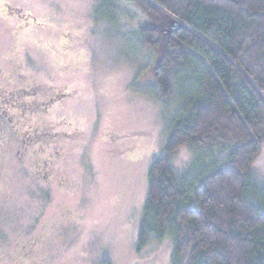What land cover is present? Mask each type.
Here are the masks:
<instances>
[{"label": "rangeland", "instance_id": "374dc122", "mask_svg": "<svg viewBox=\"0 0 264 264\" xmlns=\"http://www.w3.org/2000/svg\"><path fill=\"white\" fill-rule=\"evenodd\" d=\"M144 24L127 0H0V90L36 91L41 106L12 113L13 123L0 117L6 264L186 263L174 258L171 230L137 249L149 172L177 109L153 93L160 53L135 35ZM30 126L41 137L21 161ZM224 155L185 146L173 167L193 180ZM254 171L264 185V149Z\"/></svg>", "mask_w": 264, "mask_h": 264}, {"label": "trees", "instance_id": "16d2710c", "mask_svg": "<svg viewBox=\"0 0 264 264\" xmlns=\"http://www.w3.org/2000/svg\"><path fill=\"white\" fill-rule=\"evenodd\" d=\"M127 1L145 21L140 44L160 53L153 93L177 107L149 172L138 251L171 230L178 262L264 264L254 171L264 149V0ZM185 146L225 155L192 180L173 167Z\"/></svg>", "mask_w": 264, "mask_h": 264}, {"label": "flooded vegetation", "instance_id": "af4514ba", "mask_svg": "<svg viewBox=\"0 0 264 264\" xmlns=\"http://www.w3.org/2000/svg\"><path fill=\"white\" fill-rule=\"evenodd\" d=\"M9 8V5H7ZM36 95V91L33 93L24 92L22 90H9V89H2L0 90V117L1 119L7 118L10 123H13L12 120V113L20 112L21 114H34L36 111L39 112L41 110V106H37L33 103L34 96ZM33 97V98H32ZM56 98H52L47 102H44L42 106L47 110L54 102ZM24 139L22 141V145L17 150L15 156L18 160L23 161L24 156L28 154L30 151L35 152V145L38 142L39 138L41 137L39 131L32 126L28 127L24 132ZM47 136V134H43V137ZM50 164L45 161L42 166L40 167V172H44V176L42 177L43 180L47 181L46 172L50 170ZM0 264H6L5 258L2 257V250L0 252Z\"/></svg>", "mask_w": 264, "mask_h": 264}]
</instances>
